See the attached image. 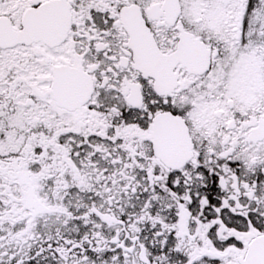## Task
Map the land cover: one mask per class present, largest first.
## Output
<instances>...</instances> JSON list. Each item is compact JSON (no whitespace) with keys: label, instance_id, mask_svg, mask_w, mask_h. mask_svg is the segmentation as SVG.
<instances>
[{"label":"snow or ice","instance_id":"6c2138e0","mask_svg":"<svg viewBox=\"0 0 264 264\" xmlns=\"http://www.w3.org/2000/svg\"><path fill=\"white\" fill-rule=\"evenodd\" d=\"M0 264H264V0H0Z\"/></svg>","mask_w":264,"mask_h":264}]
</instances>
